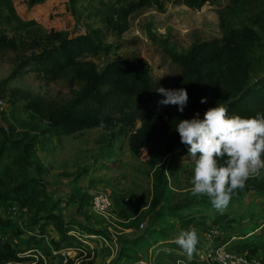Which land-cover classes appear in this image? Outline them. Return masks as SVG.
Listing matches in <instances>:
<instances>
[{
    "label": "rangeland",
    "instance_id": "1",
    "mask_svg": "<svg viewBox=\"0 0 264 264\" xmlns=\"http://www.w3.org/2000/svg\"><path fill=\"white\" fill-rule=\"evenodd\" d=\"M124 3L0 0V34L10 42L0 49V144L9 136L33 146L31 164L16 165L13 151L2 155L0 192L20 179L35 177L38 170L55 201V211L64 221L71 222V234L76 238L67 247L55 248L52 241L58 240V235L52 226H35L34 220L42 217L26 209L18 210L10 201V207L0 209V215L11 222L6 236L12 247L17 253L37 247V251H29L39 252L48 264L60 263L61 253L67 252V264H176L178 259L196 264L206 250L220 243L232 249L248 237L264 242V176L248 180L245 189L220 213L206 197L190 194L194 162L188 156L173 159L167 154L158 158L151 156L146 146L137 151L130 145L131 138L144 127L145 108L159 107L174 113L179 120L194 115L191 93L188 92V105L180 113L178 106L159 105L165 97L156 92L159 87L179 89L170 84L180 76L176 58L193 44L220 40L226 27H250L255 41L249 54L251 71L247 82L261 77L264 0H208L202 7L188 6L186 0H151L128 13L126 29L119 33L113 24V9ZM51 30L89 36L96 48L83 57L93 61L99 70L112 60L148 63L154 90L141 100L122 93L88 100L82 108L89 107L102 115L106 120L103 127L98 124L70 132L52 127L46 117L31 108L26 96L64 105L77 96L81 85L50 77L35 67L32 57L56 42L50 38ZM205 99V106L210 107L212 90ZM162 165L166 182L159 187L155 170ZM98 192L108 194L112 201V208L105 214L91 208V198ZM174 207L179 208L175 213L170 210ZM217 215L232 218L233 222L225 228L217 227L213 224ZM185 217L197 218L199 223H182ZM83 225L97 228L100 233L88 234L80 229ZM191 227L198 231L199 244L188 261L177 255L179 250L172 240ZM36 230L46 234L43 242L35 241L31 235ZM239 252L248 255L247 250ZM248 256L263 257L264 250L258 248Z\"/></svg>",
    "mask_w": 264,
    "mask_h": 264
},
{
    "label": "trees",
    "instance_id": "2",
    "mask_svg": "<svg viewBox=\"0 0 264 264\" xmlns=\"http://www.w3.org/2000/svg\"><path fill=\"white\" fill-rule=\"evenodd\" d=\"M124 1L126 3L113 9L116 16L113 24L119 33L126 29V17L129 12L151 2V0ZM207 1L186 0V4L191 7H202ZM50 38L56 42L32 57L35 67L50 77H62L70 83L81 85L77 96L64 105L52 104L40 97L26 96L31 108L46 117L52 127L70 132L101 122L104 124L106 120L102 115L93 113L89 107L82 108L88 100L103 99L115 93L132 95L141 100L154 90L148 63L139 60H112L99 70L93 61L83 57L84 53L96 48L89 36H77L66 30H51ZM254 41L255 32L252 28L243 26L237 30L226 27L220 40L213 39L193 44L185 54L176 58L181 69L180 76L172 79L170 84L179 89L184 88L194 96L195 111L192 118L197 112L202 117L209 108L218 104L226 107L230 116L253 118L258 113L264 114V72L254 82H247L251 71L249 54ZM9 43V40L0 34V49ZM103 88L105 90H101ZM210 90L214 95L213 104L206 107L201 100L205 99ZM142 117L144 127L130 140V145L135 150L146 146L148 153L158 158L167 154L171 158L173 156V159L188 156V148L180 142L179 133L175 130L180 120L174 113L159 107H150L143 110ZM32 147L31 143L7 136L0 144V159L4 153L13 151L12 157L16 165L31 164ZM163 168L162 165L155 170L159 187L166 182ZM39 174L37 170L35 177L20 179L11 188L0 192V209L10 207V203L14 202V205H11L16 206L18 210L26 209L34 215H40L39 218L42 217L44 220H34V225L44 227L50 224L58 235V240L52 241L54 247L57 249L67 247L71 240H76L71 234L73 229L71 222L64 221L62 215L55 211V201L50 197ZM178 209L174 207L170 210L175 213ZM232 222L233 219L225 215H217L213 219V224L221 228L231 225ZM182 223L193 225L199 223V220L185 217ZM10 224L8 218L0 215V264L10 260H29V256L20 257L18 254L37 249L32 247L15 252L6 236ZM32 229L34 230V227ZM80 229L88 234L100 233V230L89 225L80 226ZM43 234L46 235L43 231L31 233L37 242H43ZM258 248L264 250L263 240L255 241L252 237L244 238L232 247L234 251L247 250L248 255L255 254Z\"/></svg>",
    "mask_w": 264,
    "mask_h": 264
},
{
    "label": "clouds",
    "instance_id": "3",
    "mask_svg": "<svg viewBox=\"0 0 264 264\" xmlns=\"http://www.w3.org/2000/svg\"><path fill=\"white\" fill-rule=\"evenodd\" d=\"M156 92L165 97L158 102L161 106H178L183 113L188 105L184 88L159 87ZM175 130L188 148L187 158L194 162L190 194L206 197L220 213L245 189L248 180L264 176V114L253 118L230 116L228 109L218 104L209 108L203 119L197 112L192 119L180 120ZM172 242L179 250L177 255L191 261L199 244L198 231L195 227L180 231ZM176 264H185V260L178 259Z\"/></svg>",
    "mask_w": 264,
    "mask_h": 264
},
{
    "label": "built area",
    "instance_id": "4",
    "mask_svg": "<svg viewBox=\"0 0 264 264\" xmlns=\"http://www.w3.org/2000/svg\"><path fill=\"white\" fill-rule=\"evenodd\" d=\"M91 208L93 211L99 214H105L112 208V201L108 194L98 192L91 198ZM37 251V249L35 250ZM26 251L19 253L20 257L30 256L32 260H18L14 263H2V264H48L39 252ZM29 252H35L30 254ZM64 252V251H63ZM62 259L58 264H67L69 253H61ZM196 264H264L263 257H248L242 252L234 251L224 245L220 244L212 249H208L203 254L202 258Z\"/></svg>",
    "mask_w": 264,
    "mask_h": 264
}]
</instances>
